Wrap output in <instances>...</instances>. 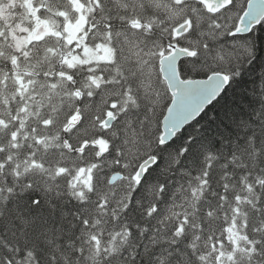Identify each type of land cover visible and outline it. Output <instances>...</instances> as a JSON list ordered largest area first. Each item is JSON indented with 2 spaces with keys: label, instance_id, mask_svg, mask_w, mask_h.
<instances>
[{
  "label": "snow or ice",
  "instance_id": "1",
  "mask_svg": "<svg viewBox=\"0 0 264 264\" xmlns=\"http://www.w3.org/2000/svg\"><path fill=\"white\" fill-rule=\"evenodd\" d=\"M0 264H264V0H0Z\"/></svg>",
  "mask_w": 264,
  "mask_h": 264
},
{
  "label": "trees",
  "instance_id": "2",
  "mask_svg": "<svg viewBox=\"0 0 264 264\" xmlns=\"http://www.w3.org/2000/svg\"><path fill=\"white\" fill-rule=\"evenodd\" d=\"M257 71H259V69H257ZM245 79L248 81V86H250V84H251V78L246 75Z\"/></svg>",
  "mask_w": 264,
  "mask_h": 264
}]
</instances>
